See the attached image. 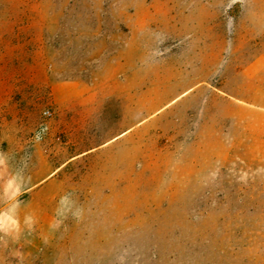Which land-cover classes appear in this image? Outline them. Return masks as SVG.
Returning a JSON list of instances; mask_svg holds the SVG:
<instances>
[{
	"label": "rangeland",
	"instance_id": "rangeland-1",
	"mask_svg": "<svg viewBox=\"0 0 264 264\" xmlns=\"http://www.w3.org/2000/svg\"><path fill=\"white\" fill-rule=\"evenodd\" d=\"M0 161V264H264V0H0Z\"/></svg>",
	"mask_w": 264,
	"mask_h": 264
},
{
	"label": "built area",
	"instance_id": "built-area-1",
	"mask_svg": "<svg viewBox=\"0 0 264 264\" xmlns=\"http://www.w3.org/2000/svg\"><path fill=\"white\" fill-rule=\"evenodd\" d=\"M52 115V110L51 109H46L45 111H44V116L45 117H49V116H51Z\"/></svg>",
	"mask_w": 264,
	"mask_h": 264
},
{
	"label": "clouds",
	"instance_id": "clouds-1",
	"mask_svg": "<svg viewBox=\"0 0 264 264\" xmlns=\"http://www.w3.org/2000/svg\"><path fill=\"white\" fill-rule=\"evenodd\" d=\"M0 163H2V161H0Z\"/></svg>",
	"mask_w": 264,
	"mask_h": 264
}]
</instances>
